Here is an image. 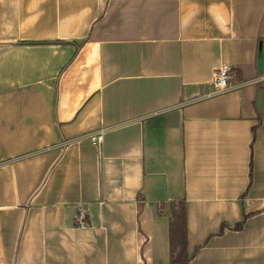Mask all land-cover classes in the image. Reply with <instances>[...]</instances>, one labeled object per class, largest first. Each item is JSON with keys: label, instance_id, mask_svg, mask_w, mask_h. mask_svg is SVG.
Here are the masks:
<instances>
[{"label": "crops", "instance_id": "crops-1", "mask_svg": "<svg viewBox=\"0 0 264 264\" xmlns=\"http://www.w3.org/2000/svg\"><path fill=\"white\" fill-rule=\"evenodd\" d=\"M173 203L264 264V0H0V264H170Z\"/></svg>", "mask_w": 264, "mask_h": 264}, {"label": "trees", "instance_id": "trees-1", "mask_svg": "<svg viewBox=\"0 0 264 264\" xmlns=\"http://www.w3.org/2000/svg\"><path fill=\"white\" fill-rule=\"evenodd\" d=\"M159 213L161 215H169L170 264H190L192 258L188 252L185 203L162 204ZM241 227L242 225H238L237 230L241 229Z\"/></svg>", "mask_w": 264, "mask_h": 264}, {"label": "built area", "instance_id": "built-area-1", "mask_svg": "<svg viewBox=\"0 0 264 264\" xmlns=\"http://www.w3.org/2000/svg\"><path fill=\"white\" fill-rule=\"evenodd\" d=\"M238 80L239 75L235 70H232L229 67H222L216 72L213 82L210 86L211 88H209V90H207V87L203 88V96L205 98H212L235 91L239 87L237 84ZM104 134L105 131L100 130L87 136V140H89L93 146L100 148L103 144ZM80 220L85 224L84 214L81 215Z\"/></svg>", "mask_w": 264, "mask_h": 264}, {"label": "water", "instance_id": "water-1", "mask_svg": "<svg viewBox=\"0 0 264 264\" xmlns=\"http://www.w3.org/2000/svg\"><path fill=\"white\" fill-rule=\"evenodd\" d=\"M257 66H258V72L260 74H262L263 73V64H262V51H261V47L259 48L258 59H257Z\"/></svg>", "mask_w": 264, "mask_h": 264}]
</instances>
